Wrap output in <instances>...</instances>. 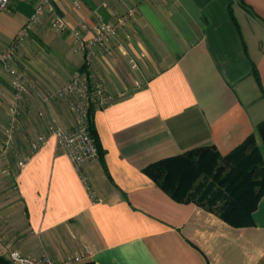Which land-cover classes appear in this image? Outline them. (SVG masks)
Listing matches in <instances>:
<instances>
[{"label": "crops", "instance_id": "1", "mask_svg": "<svg viewBox=\"0 0 264 264\" xmlns=\"http://www.w3.org/2000/svg\"><path fill=\"white\" fill-rule=\"evenodd\" d=\"M36 1L11 0L0 12V52ZM80 1L53 4L70 26H84L86 38L100 17L115 22L135 10L118 41L92 52L91 77L116 94L93 112L105 166L99 157L87 162L86 184L54 137L33 153L30 142L51 117L67 128L74 119L65 103L30 95L16 153L0 173V255L9 262L11 250L47 254L58 264H264V196L253 223L234 226L196 203L177 202L143 170L196 147L227 154L256 133L264 120V0ZM14 64L47 94L86 58L71 32H55L48 16L31 25ZM12 91L0 66L2 136ZM2 143L0 136V150ZM87 250L91 257L82 258Z\"/></svg>", "mask_w": 264, "mask_h": 264}, {"label": "built area", "instance_id": "2", "mask_svg": "<svg viewBox=\"0 0 264 264\" xmlns=\"http://www.w3.org/2000/svg\"><path fill=\"white\" fill-rule=\"evenodd\" d=\"M11 0H0V12L7 8ZM76 7L81 6L80 0H73ZM135 10L129 9L125 14L117 18L115 22L99 18L97 26L91 37L84 35V26L73 28L65 16L59 14L53 4V0H37L34 11L27 24L19 30L10 45L0 52V66L11 77L12 97L10 106L7 109L8 122L4 129L2 150L7 152L15 141L17 123L20 117L21 106L30 95H36L44 104L65 103L70 115L74 119V125L70 128L62 125L54 117L50 118L47 131L40 133L31 142L32 152H37L46 145L49 137H54L57 144L63 147L87 184L83 172V166L99 157V149L91 130V116L96 107H106L116 100V94L107 86L104 80H97L91 77L90 65L94 48H108L113 40H119L120 31L128 24L134 16ZM50 17L52 27L59 34L71 32L78 42L79 50L86 58V65L83 69L76 71L71 79L53 92L43 94L29 82L26 74L14 64L16 53L21 48L27 37L32 24H37L46 17ZM128 38L129 35L127 34ZM129 62L133 68L137 67L134 59ZM20 167L25 162L19 163ZM91 252L82 255L88 259ZM10 264H58L53 258L45 254L42 257H33L21 253L19 250H11L9 254Z\"/></svg>", "mask_w": 264, "mask_h": 264}, {"label": "trees", "instance_id": "3", "mask_svg": "<svg viewBox=\"0 0 264 264\" xmlns=\"http://www.w3.org/2000/svg\"><path fill=\"white\" fill-rule=\"evenodd\" d=\"M254 74L260 82L256 69ZM91 130L105 166L93 114ZM143 170L177 202L196 203L234 226L249 225L264 196V120L256 133L227 154L214 146L196 147L153 162ZM0 264L10 262L0 255Z\"/></svg>", "mask_w": 264, "mask_h": 264}, {"label": "rangeland", "instance_id": "4", "mask_svg": "<svg viewBox=\"0 0 264 264\" xmlns=\"http://www.w3.org/2000/svg\"><path fill=\"white\" fill-rule=\"evenodd\" d=\"M4 111H5V110H4V106H3L2 103H0V115H1V113H2V114H5ZM0 118H1V116H0ZM0 121H1V124H0V136L2 137V139H4V134H3V136L1 135V129H2V125H3V123L5 122V118L2 116V119H0ZM29 138H30V136L27 137L28 140H30ZM32 140H33V138H32ZM31 142H32V141H31ZM31 142H30V143H31ZM13 145H14V144H13ZM2 147H3V145L1 146V148H2ZM11 148H12V147H11ZM11 148H10L6 153H5V152L3 153V151L0 150V173H3L4 170L7 169V168L4 166V164H6V161H8V162L10 163V159H12V156H14V154L16 153V152H14V150L12 151ZM6 154H8L9 157H5ZM1 220H2V217H1V214H0V222H1Z\"/></svg>", "mask_w": 264, "mask_h": 264}]
</instances>
